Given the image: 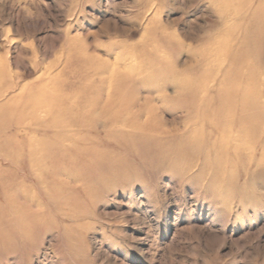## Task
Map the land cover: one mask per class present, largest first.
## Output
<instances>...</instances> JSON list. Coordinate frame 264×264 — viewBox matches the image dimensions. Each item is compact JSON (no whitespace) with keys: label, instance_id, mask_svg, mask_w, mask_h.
<instances>
[{"label":"rangeland","instance_id":"374dc122","mask_svg":"<svg viewBox=\"0 0 264 264\" xmlns=\"http://www.w3.org/2000/svg\"><path fill=\"white\" fill-rule=\"evenodd\" d=\"M226 1L0 0V264H264V52Z\"/></svg>","mask_w":264,"mask_h":264},{"label":"bare ground","instance_id":"6f19581e","mask_svg":"<svg viewBox=\"0 0 264 264\" xmlns=\"http://www.w3.org/2000/svg\"><path fill=\"white\" fill-rule=\"evenodd\" d=\"M221 1V0H220ZM226 0H224V2H225ZM236 1V0H235ZM238 1H240V0H238ZM219 2V1H218ZM223 2V1H222ZM227 2V1H226ZM237 2V1H236ZM243 2H244V0H243ZM246 2V1H245ZM258 5H254V0H249V2L246 4V6H243V8H242V6L240 7V8H242V9H240V10H243L245 7H246V9H248V10H250L251 11V16L249 17V21H251V26H253V31H252V33H250V34H252L251 36L252 37H254L253 39H252V41L253 42H251L252 43V48H253V52H260V54L261 53H263L264 52V0H258ZM220 3V2H219ZM229 3V2H228ZM231 3V2H230ZM230 3H229V5H230ZM240 3H241V1H240ZM257 3V2H256ZM221 4V3H220ZM224 4H226V3H224ZM222 5H223V3H222ZM231 5H232V3H231ZM241 5V4H240ZM243 5H245V3H243ZM228 6V5H227ZM238 6V4H236V7ZM224 7H226V5H224ZM235 7V8H236ZM239 7V6H238ZM233 9V8H232ZM235 10V9H234ZM236 10H238V8L236 9ZM236 10L234 11L235 13V15L236 16H238L239 14L238 13H236ZM240 10H238V11H240ZM245 11V10H244ZM247 12V11H246ZM246 12H243L244 14L246 13ZM238 14V15H237ZM241 14H242V12H241ZM240 14V16H242ZM243 14V15H244ZM247 14V13H246ZM248 15V14H247ZM247 16L245 15V18H246ZM237 18V17H236ZM242 18V17H241ZM248 18V17H247ZM246 18V19H247ZM244 19V18H243ZM241 21V20H240ZM246 23H247V21H246ZM250 27V26H249ZM248 27V28H249ZM252 28V27H251ZM161 33H162V36H164L166 39H168V36L170 37V36H173L172 34L170 35V33H168L166 30H164V29H162L161 30ZM245 42H247V41H245ZM244 45H242V47H243ZM246 47V46H245ZM243 49V48H242ZM245 51V50H244ZM251 51V50H250ZM84 52V53H83ZM83 52H81V57H83V58H85L84 60H87L89 63H92L93 61H94V59H96V57L94 56H92V57H90L91 55H89L88 54V51H84L83 50ZM249 52V51H248ZM245 52H243V54H244ZM242 54V53H241ZM243 54L242 55H240L239 57H241V56H243ZM246 57V56H245ZM86 61V62H87ZM96 62H97V59H96ZM97 64V63H96ZM89 66H91V64L89 65ZM88 66V67H89ZM94 68V67H93ZM117 72V71H116ZM114 73H115V71H114ZM119 74V73H118ZM246 95H247V93L244 95V97H246ZM38 104V103H37ZM112 104V102L111 101H109L108 99L106 100V101H104V102H102L101 104H97V106L94 108V109H97V110H100V113H104V115L106 114V112H107V109L110 107V106H112L111 105ZM40 106V105H39ZM43 107H44V105H42ZM35 107V106H34ZM22 108V110H26L27 108H25L24 106L23 107H21ZM36 108V107H35ZM31 109H32V107H31ZM40 109V108H39ZM43 109V108H42ZM89 109V108H88ZM247 109V110H246ZM44 110V109H43ZM45 110H46V108H45ZM90 110V109H89ZM248 110H250V111H248ZM255 110H258V108L257 107H255L254 106V104L253 103H250V104H246L245 106H244V108H242L241 109V111L240 112H242L241 114L242 115H246L247 113H249V112H252V111H255ZM27 112H29L30 113V111H27ZM45 112V111H44ZM93 112H94V110H93ZM15 113H16V110L14 111V109H12V108H8V110H7V112H6V114L9 116V121H7V123L6 124H4V125H1L0 126V133H3V132H5L7 129H9V128H11V129H21L22 127H26L28 124H29V122H27V121H25V119H21L20 117L18 118V116H14L15 115ZM95 113V112H94ZM97 113V112H96ZM99 113V112H98ZM99 113V114H100ZM253 113V112H252ZM93 114V113H92ZM92 114H90V115H92ZM93 115H96V114H93ZM103 114H101V116H102ZM103 115V116H104ZM31 116V115H30ZM77 116H79V115H76V117ZM82 116V115H81ZM81 116L79 117V119L81 118ZM100 116V115H99ZM88 117V116H87ZM78 118V117H77ZM89 118V117H88ZM100 118V117H99ZM90 119H93V118H90ZM95 119V118H94ZM230 119V118H229ZM23 120V121H22ZM32 120V119H31ZM72 120H74L73 121V123H76V122H78V121H76L77 119L75 118V119H71V121L69 120L68 122H70V123H72ZM89 119H87L86 120V122L88 121ZM100 120H102V119H100ZM82 122H83V120H81ZM105 121V120H104ZM82 122H80V123H82ZM85 122V121H84ZM86 122H85V124H86ZM243 124L241 125V128L243 129L245 126H247V127H250L252 124L250 123V124H248V123H244V122H242ZM146 126V125H145ZM244 126V127H243ZM253 126H256V127H258V125H253ZM148 128V127H147ZM24 131V130H23ZM222 132L225 134V135H227V134H230V132H231V130L229 129V128H227V127H224V128H222ZM5 140V142L7 141V142H9L8 144H12V145H14V146H16V148H21V149H24L25 147H27L28 148V146H29V142H27V141H20L19 142V140L17 139V137L14 135V133L12 134H9V135H6V138L4 139ZM22 142V143H21ZM16 144V145H15ZM0 157H2L1 159L2 160H7L8 162H9V164H15V163H17V161H16V158L14 157V156H10V155H7V153H1V150H0ZM3 209H6V206L5 205H3V204H0V212H2V210ZM10 210V209H9ZM13 210V209H12ZM18 210V209H17ZM15 212H17V211H15ZM11 217H14V214L13 213H10L9 214ZM16 216V215H15ZM7 225L8 224H1V226H4V227H2V228H7ZM8 227L9 228H7V230H9L11 227L8 225ZM2 230V229H1ZM3 231V230H2ZM1 231V232H2ZM4 233H6V232H4ZM5 246V242L3 241V239H2V235H0V247H4Z\"/></svg>","mask_w":264,"mask_h":264}]
</instances>
